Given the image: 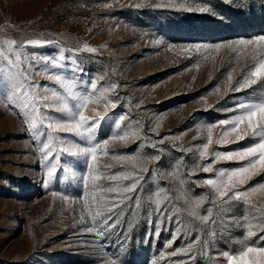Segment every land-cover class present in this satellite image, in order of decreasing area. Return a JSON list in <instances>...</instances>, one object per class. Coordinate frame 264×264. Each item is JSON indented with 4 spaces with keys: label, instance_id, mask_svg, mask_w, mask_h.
Returning a JSON list of instances; mask_svg holds the SVG:
<instances>
[{
    "label": "rangeland",
    "instance_id": "374dc122",
    "mask_svg": "<svg viewBox=\"0 0 264 264\" xmlns=\"http://www.w3.org/2000/svg\"><path fill=\"white\" fill-rule=\"evenodd\" d=\"M169 2L0 0V39L54 38L55 34H62L61 45L65 49H81L80 52H66L65 55H72L94 77L103 76V79H98L99 85H118L116 95L120 100L117 107L109 109V113L100 121L96 131L97 140L110 136L116 120L123 114L133 125L140 121L143 125L140 128L141 136L158 141L156 148L164 149L158 153L147 140L110 142V154H131L144 143L145 147L141 151L147 155L161 156L159 161L149 164V172L143 174L141 205L135 207L133 202L114 225L115 232H111L105 241L111 245L108 252H119L123 235L128 236L122 253L123 264H149L177 226L174 214L164 216L160 233L158 236L155 233L157 217L155 211L149 215L148 198L156 191L157 185L166 190L165 197L173 198L176 207L182 208L185 199L179 190L178 181L172 176L161 178L159 173L171 172L176 160L183 156V163L188 165L180 170L181 178L185 181L184 189L192 196L210 194L211 190L202 181L212 178L214 172L192 170L190 165L194 150L182 152L172 148L171 144H183L191 148L205 143L207 133L197 135V125L229 118L232 113L223 109L231 108L234 99H242L247 94V90L223 94L227 72L235 69V83L246 66L244 57L237 63L231 53L222 52L223 60L217 56L214 62L205 61L195 52L191 55L181 53L180 46L216 43L264 33V0H171L192 7L207 6L210 12L154 6ZM137 4L140 6L136 7ZM155 40L160 43H154ZM85 44L97 48L98 52L83 50ZM170 44L174 45L171 49ZM28 51L58 53L55 46L29 47ZM197 63L199 67H193ZM31 80L37 84L40 92L44 91L45 85L48 89L59 90V85L44 74L33 72ZM218 86L220 93L216 91ZM97 108L103 111L104 105L100 104ZM157 124L158 131L150 132L149 127L155 128ZM221 133L222 128L218 125L213 129V139ZM181 134L180 140L159 143L162 137ZM60 135L71 136L69 133ZM250 143V137L239 141L233 138L232 143H213L210 151H234ZM36 145L37 141L32 139L27 126L15 112L0 105V264H99L98 245L80 243L81 240L92 241L94 236L80 231L83 222L79 219V213L62 206L59 200H54L50 195L52 190L71 197L82 195L81 175L86 171L85 158L72 155L60 157V167L45 188L41 182L42 172ZM102 161L111 165V173L121 169V165L111 155L102 157ZM199 163L211 164L214 170H219L241 167L244 161L221 160L212 163V157L209 156ZM153 168L157 172L155 178ZM257 182H264V173L252 177L248 185ZM255 198L264 203V199ZM210 206L209 196L200 207L201 214ZM161 208L164 209V204ZM230 214L242 215L243 206L236 205ZM73 216H76L75 223ZM183 218L191 229L192 218L187 212L183 213ZM215 232L213 255L217 249L234 250L240 247L243 227H230L223 234L216 228ZM147 233L152 234L151 239ZM195 235V231H190L186 237L181 233L171 248L194 240ZM198 264L205 262L199 261Z\"/></svg>",
    "mask_w": 264,
    "mask_h": 264
},
{
    "label": "snow or ice",
    "instance_id": "6c2138e0",
    "mask_svg": "<svg viewBox=\"0 0 264 264\" xmlns=\"http://www.w3.org/2000/svg\"><path fill=\"white\" fill-rule=\"evenodd\" d=\"M154 6L197 12L211 11L207 6L192 7L184 3H173L171 0L167 4ZM62 39V34H55L54 38L41 36L25 37L20 40L9 37L0 39V105L15 112L27 126L32 139L37 141L41 182L45 188L60 167V157L72 155L85 158L86 171L81 175L82 195L71 197L55 190H52L50 195L54 200H59L62 206L79 213V219L83 222L80 231L94 236L92 241L81 240L80 243L98 245L99 264H123L122 253L125 242L129 240L128 236L123 235L119 252H108L107 249L111 245L105 241L111 232H115L114 225L120 221L125 210L132 206L133 202L135 207L141 205L143 174L149 172L148 165L159 161L161 156L147 155L141 151L145 147L144 143L131 154H110V142L129 143L137 139L147 140L158 153L164 149L156 148L158 141L141 136L140 128L143 125L140 121L133 125L123 114L116 120L110 136L103 140L96 139L100 121L109 113V109L117 107L120 100L116 95L118 85L116 83L99 85L98 79H103V76L94 77L82 64L77 63L72 55H65L66 52L76 53L81 49L79 47L65 49L61 45ZM153 42L160 43L159 40ZM46 46H55L58 53L28 51L29 47ZM173 47L174 45H169L170 49ZM83 50L88 53L98 52L97 48L87 44L83 46ZM180 52L188 55L195 52L205 61L213 62L217 56L221 60L224 59L222 52L231 53L237 63L244 57L246 66L239 73L235 83H233L235 69L227 72L223 94L239 93L242 90H247V94L242 99H234L231 108L223 109L232 113L229 118L197 125V135L207 133L205 143L191 148H186L183 144H171L172 148L182 152L194 150V159L190 165L192 170L214 172L212 178L202 181L211 190L209 194L211 206L201 214L200 207L209 196H192L184 189L185 181L181 178L180 170L181 167L188 165L183 163V156L176 160L171 172L159 173L161 178L174 177L185 199L182 208L176 207L173 198L165 197L166 190L159 185L149 196V215L155 211L157 217L156 235L158 236L161 231V219L164 216L174 214L177 225L171 233V238L166 241L158 255L152 257L149 264H198L199 261H204L205 264H264L262 246L264 203L255 198L264 199V182L248 185L252 177L264 173V33L216 43H190L180 46ZM229 63L231 65V57ZM193 67H199V63ZM33 72L46 75L49 80L59 85V90L48 89L45 85L43 92L38 91L37 84L31 80ZM216 91L220 93L219 86ZM100 104L104 105L103 111H98L97 106ZM218 125L222 128V133L214 140L213 129ZM158 127L159 124L155 128L149 127V131L156 133ZM60 133H69L71 136H61ZM245 137H250L251 143L234 151H210V145L213 143L224 145L232 143L233 138L239 141ZM181 138L182 134L165 136L160 138L159 143L162 144L164 140L177 141ZM109 155L121 165V169L114 173L109 171L111 165L102 161V157ZM209 156L212 157V163L225 160L244 161V164L241 167L214 170L211 164L199 163ZM152 172L155 178L157 175L155 168ZM245 185L248 186L244 187ZM162 204L164 209L161 208ZM236 205L243 206V214L240 216L230 214ZM135 207L132 209L133 214ZM185 212L192 218L191 229L184 222ZM75 222L76 216H73V223ZM233 226L244 229L243 239L239 242L240 247L234 250L217 249L213 255L212 249L216 247L215 229L219 228L223 234ZM190 231L196 232L194 240L171 248L181 233L186 237ZM151 235L147 233L149 239Z\"/></svg>",
    "mask_w": 264,
    "mask_h": 264
}]
</instances>
